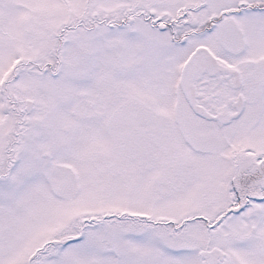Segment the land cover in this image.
Returning <instances> with one entry per match:
<instances>
[{
  "label": "snow or ice",
  "instance_id": "snow-or-ice-1",
  "mask_svg": "<svg viewBox=\"0 0 264 264\" xmlns=\"http://www.w3.org/2000/svg\"><path fill=\"white\" fill-rule=\"evenodd\" d=\"M0 264H264V0H0Z\"/></svg>",
  "mask_w": 264,
  "mask_h": 264
}]
</instances>
